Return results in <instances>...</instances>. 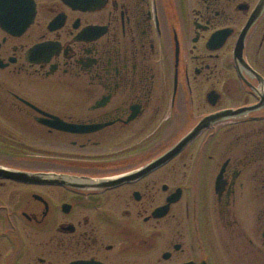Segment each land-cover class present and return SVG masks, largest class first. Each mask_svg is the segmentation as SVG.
Here are the masks:
<instances>
[{
  "label": "flooded vegetation",
  "instance_id": "af4514ba",
  "mask_svg": "<svg viewBox=\"0 0 264 264\" xmlns=\"http://www.w3.org/2000/svg\"><path fill=\"white\" fill-rule=\"evenodd\" d=\"M0 168V264H264V0H0Z\"/></svg>",
  "mask_w": 264,
  "mask_h": 264
},
{
  "label": "water",
  "instance_id": "95a60500",
  "mask_svg": "<svg viewBox=\"0 0 264 264\" xmlns=\"http://www.w3.org/2000/svg\"><path fill=\"white\" fill-rule=\"evenodd\" d=\"M202 125H200L195 131H193L187 138L183 139L182 142L176 147V150L173 154L177 153L179 149L184 146L188 141L193 139L195 135H197L198 131L201 129ZM0 172L5 173L7 177H12L16 179H22L25 181H37L39 179V174H31L19 171L5 170L0 168Z\"/></svg>",
  "mask_w": 264,
  "mask_h": 264
}]
</instances>
